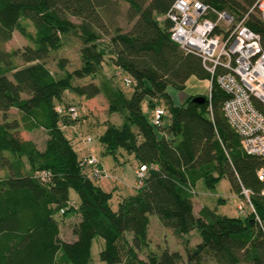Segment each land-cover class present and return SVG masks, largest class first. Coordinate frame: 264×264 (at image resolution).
<instances>
[{"label":"trees","instance_id":"trees-1","mask_svg":"<svg viewBox=\"0 0 264 264\" xmlns=\"http://www.w3.org/2000/svg\"><path fill=\"white\" fill-rule=\"evenodd\" d=\"M124 1L131 23L127 29L113 21L120 12L117 0H0V110L14 107L19 114L12 119L3 114L0 121V169L6 172L0 178V264H91L96 236L104 242L99 259L105 264H180L181 253L167 248L146 260L138 257L153 216L178 238L198 232L200 240L187 249L184 264H264V181L257 174L264 157L243 151L240 135L223 112L228 93L200 57L185 53L170 37L166 13L174 0ZM202 1L236 17L255 2ZM245 22L264 45L259 14L249 11ZM15 30L31 43L4 49L1 44ZM68 34L80 41L81 64L69 71L66 58H60L57 66L64 72L57 75L46 60ZM106 55L129 75L124 81L129 78L125 82L134 85L130 97L113 83L105 91L108 109L123 114L120 124L107 121L99 136L105 154L117 159L123 150L138 162L134 192L120 197L115 209L112 192L93 182L107 175L104 167L98 162L102 174L93 176L94 165L78 156L62 129L79 121L68 111L71 104L79 109L78 103L63 100V92L86 98L99 94L103 86L98 83L74 84L73 79L95 77ZM191 75L210 79L208 94H190L174 103L169 87L183 89ZM196 95L205 98L193 101ZM160 99L166 104H160L164 115L170 114L167 126L151 118ZM54 100L68 103L56 108ZM37 128L47 134L43 148L20 135L21 129ZM142 165L146 170L139 184L136 170ZM222 178L243 201L242 190H249L255 213L247 204L245 215H221L208 206L194 213L196 182L204 179L214 187ZM70 190L78 204L69 199ZM58 214L79 215L73 241L60 238Z\"/></svg>","mask_w":264,"mask_h":264},{"label":"rangeland","instance_id":"rangeland-1","mask_svg":"<svg viewBox=\"0 0 264 264\" xmlns=\"http://www.w3.org/2000/svg\"><path fill=\"white\" fill-rule=\"evenodd\" d=\"M120 3V12L117 15L113 14V21L119 24L123 29H127L131 23H129L125 17V11L128 3L124 0H117ZM254 13L258 14L257 10H253ZM75 18H73L74 20ZM32 29V27H30ZM106 38V37H105ZM31 42L22 36L18 31H13L10 39L3 42L1 46L6 49H21ZM80 41L78 37L74 34H68L64 38V43L62 46L56 50H53L49 57L46 60L47 66L57 75H62L63 70L59 69L57 66V61L60 58H66L65 68L73 70L80 66ZM16 62L22 63V60L18 57L15 58ZM124 77H129V75L119 68H117L106 55L102 63V67L98 74L95 77H84V78H74V84H86L88 82H96L99 85L103 86L102 91L91 98H86L83 96H78L71 91H64L62 94V99L67 101H76L79 105L78 124H69L63 126V132L65 135L72 139L74 143V148L77 151V154L80 158L86 157L89 153L94 156L99 163L102 161L105 171H113L118 177L122 176L126 166L129 168L131 165H135V160L133 155L127 154V152L122 150V153H118V158L115 159L113 156L105 154L104 146L99 140V136L105 131L107 121L120 124L123 120V114L121 111H110L108 97L105 93L107 85L113 83V86L119 88L126 97H130L134 90L133 83H126ZM111 81V83L108 81ZM210 88V79L208 78H199L196 75H191L185 82L183 89H177L174 87H169V92L173 97V101L180 103L183 101L187 95L190 94H208ZM55 107L58 108L61 105L68 103L60 102L54 100ZM166 107V104L163 100L160 99L159 105ZM144 111L147 115L150 114L149 108L145 102ZM6 114L7 119H12L13 117H18V112L16 108H9L6 110V113L0 110V121L4 119ZM170 121V114H166L162 118L163 126H167ZM20 135L24 138H31L36 142V145L39 148H43L45 138L47 137L46 131L43 128H37L32 131L19 130ZM88 135L92 136V141L87 143L85 141ZM90 148V149H88ZM90 150V152L88 151ZM101 163V164H102ZM102 165V166H103ZM126 168V169H127ZM5 171L0 169V178L5 176ZM107 174V173H106ZM135 177V175H134ZM135 179V178H134ZM108 180V179H107ZM105 179L94 178V184H105L107 189L105 191L112 192L111 205L112 208L117 207V202L120 197L127 196L134 192L124 188L121 184L117 183V187H114L115 184L113 181L111 183ZM195 193L193 197L194 201L205 202L212 209H214L218 214L228 215V216H238L236 207L243 201V198L238 196L229 185V182L226 178L220 179L214 187H209L204 179H199L195 184ZM69 199L75 200L78 204V198L75 191L70 190ZM197 207H195L196 209ZM61 218V219H60ZM56 219H60V238L64 241H73L75 235L73 234V229L79 221V215L73 214L66 217H61L59 214L56 215ZM155 216L152 217L151 223L148 229L147 244L142 245L139 250H137V255L140 259L146 260L150 254H159L164 248L169 250H177L182 255V262L184 264L186 261V252L187 249H190L195 246L200 237L198 232L195 230L191 234L185 235L183 238H178L174 235L173 231L168 227L160 226L156 221ZM125 242L130 244L132 239V234L127 233L124 235ZM103 239L96 236L92 244V254H91V264H105L99 259V250L103 246Z\"/></svg>","mask_w":264,"mask_h":264},{"label":"built area","instance_id":"built-area-1","mask_svg":"<svg viewBox=\"0 0 264 264\" xmlns=\"http://www.w3.org/2000/svg\"><path fill=\"white\" fill-rule=\"evenodd\" d=\"M254 9L264 22V0H255L240 17L202 0H174L166 15L172 22L170 37L185 53L200 57L203 66L228 93L223 112L240 135L243 151L264 157V45L260 33L245 22L249 11ZM125 81L131 82L129 78ZM68 111L72 118L78 117L75 104L69 105ZM164 113L162 106H155L151 112L153 123L159 125ZM85 140L90 143L92 136ZM85 161L94 165L93 176L102 174L91 153ZM145 170L144 165L136 170L139 184ZM257 174L264 181V166ZM242 194L245 200L236 207L238 214L248 212L246 204L255 213L249 190L243 189Z\"/></svg>","mask_w":264,"mask_h":264},{"label":"crops","instance_id":"crops-1","mask_svg":"<svg viewBox=\"0 0 264 264\" xmlns=\"http://www.w3.org/2000/svg\"><path fill=\"white\" fill-rule=\"evenodd\" d=\"M170 95H171V93H170ZM171 98L173 100L172 95H171ZM180 102H182V101H180ZM174 103H176V102H174ZM144 104L145 103H143V106H144ZM176 104H178V103H176ZM149 112H150V110H149ZM88 149H90V148H88ZM90 150H88V151L90 152ZM100 162L102 163L101 160H100ZM134 164L135 165L129 166V168H127V166H126L127 169L125 168L122 176H119L118 177L113 171H109V172L106 171L107 175L104 176V177H101V179H105V180L108 179L107 181H109L110 183H111V181H113L114 184H115L114 187H117L118 186L117 183H118V184H121L124 188H128V190L133 191L134 190V186H135V179H134L135 178L134 177L135 173H134V170L136 169L138 162L135 160V163ZM102 165H103V163H102ZM103 167H104V165H103ZM104 169H105V167H104ZM103 185L107 186V183H105V184H99V186L102 189L106 190L107 188L105 186H103ZM202 206H208L209 208H211L209 205L205 204V202L194 201V213L198 214V210ZM195 207H197V208L195 209ZM158 223L160 224V226H162V228L163 227L165 228V226H163L159 221H158Z\"/></svg>","mask_w":264,"mask_h":264},{"label":"water","instance_id":"water-1","mask_svg":"<svg viewBox=\"0 0 264 264\" xmlns=\"http://www.w3.org/2000/svg\"><path fill=\"white\" fill-rule=\"evenodd\" d=\"M204 96L203 95H196V96H193L192 97V100L193 101H196V102H201V101H203L204 100Z\"/></svg>","mask_w":264,"mask_h":264}]
</instances>
